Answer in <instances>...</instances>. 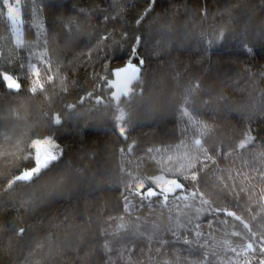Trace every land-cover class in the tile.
<instances>
[{
	"label": "trees",
	"instance_id": "obj_1",
	"mask_svg": "<svg viewBox=\"0 0 264 264\" xmlns=\"http://www.w3.org/2000/svg\"><path fill=\"white\" fill-rule=\"evenodd\" d=\"M10 7L0 264H230L247 244L264 264V0L28 1L21 43ZM137 62L115 95V72ZM41 140L57 159L10 184Z\"/></svg>",
	"mask_w": 264,
	"mask_h": 264
},
{
	"label": "rangeland",
	"instance_id": "obj_2",
	"mask_svg": "<svg viewBox=\"0 0 264 264\" xmlns=\"http://www.w3.org/2000/svg\"><path fill=\"white\" fill-rule=\"evenodd\" d=\"M20 7H19V10H20ZM11 9H14V8L10 7V10ZM11 21H12V24L14 27V34L16 37V42L21 43L22 32H21V28H20V15H19V13L14 12L13 16L11 18ZM33 146H34L36 160L38 157H40L42 159L48 153L55 154L56 157H58V152H57L55 144H53L49 140L36 141ZM151 183L154 185L155 189H157L158 191H161V192H165V193L171 191L174 187L172 184H170L169 182H167L163 178L152 179ZM173 197L176 200V203H174V206H177V207L181 206V208H185V207L187 208V207L193 206L192 198L187 194L176 193L173 195ZM198 208H199V206H198ZM180 211H181V209L176 210V213L178 215H180ZM248 245L249 244L244 246V250H242L243 248L235 250L234 247H229L230 249H234L232 252H235L234 255L232 257H230V264H250L257 258V257H254L253 255H251L253 253H249L252 251V249H248V247H247ZM263 262H264V260H263Z\"/></svg>",
	"mask_w": 264,
	"mask_h": 264
},
{
	"label": "snow or ice",
	"instance_id": "obj_3",
	"mask_svg": "<svg viewBox=\"0 0 264 264\" xmlns=\"http://www.w3.org/2000/svg\"><path fill=\"white\" fill-rule=\"evenodd\" d=\"M15 2V0H14ZM19 4L20 3H16L15 5L16 7L14 9H11L9 12V18L11 19L13 16V13H19ZM140 62H137L135 66H132L134 68H138ZM38 75V73H37ZM121 119H123V116H121ZM57 123H59V121L57 120ZM197 144H199V141H196ZM241 147H243V145H241ZM57 159L55 154L52 153H48L46 154L42 159L40 157L37 158V165L35 166L32 170L30 171H25L22 175H17L11 182V183H16V182H31L36 176H38L41 172L45 171L48 169V167L50 166V162L55 161ZM10 186V185H9ZM176 187H179V185H176ZM229 216L234 215V213L229 212L228 213ZM237 219H239V217H237ZM248 249H252V245L249 244Z\"/></svg>",
	"mask_w": 264,
	"mask_h": 264
},
{
	"label": "water",
	"instance_id": "obj_4",
	"mask_svg": "<svg viewBox=\"0 0 264 264\" xmlns=\"http://www.w3.org/2000/svg\"><path fill=\"white\" fill-rule=\"evenodd\" d=\"M135 65L134 63H127L122 69L115 72V95H120L125 92L133 82L134 77L138 78L141 67H132Z\"/></svg>",
	"mask_w": 264,
	"mask_h": 264
},
{
	"label": "built area",
	"instance_id": "obj_5",
	"mask_svg": "<svg viewBox=\"0 0 264 264\" xmlns=\"http://www.w3.org/2000/svg\"><path fill=\"white\" fill-rule=\"evenodd\" d=\"M28 1L34 2L35 0H15L16 3H20V6L25 5ZM14 0H2V3L7 6L16 7Z\"/></svg>",
	"mask_w": 264,
	"mask_h": 264
}]
</instances>
